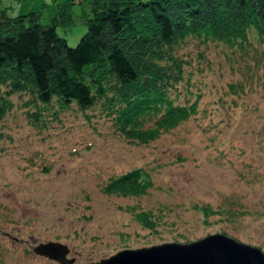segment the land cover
<instances>
[{
  "label": "rangeland",
  "instance_id": "1",
  "mask_svg": "<svg viewBox=\"0 0 264 264\" xmlns=\"http://www.w3.org/2000/svg\"><path fill=\"white\" fill-rule=\"evenodd\" d=\"M1 1L54 9V0ZM85 30L76 20L68 41ZM220 50H202V63L194 53L197 68L180 100L199 98L197 111L148 142L128 138L102 105L57 107L33 125L25 112L29 96L14 94L0 140V264H60L34 250L52 239L67 242L69 255L83 263L214 233L264 250V65ZM232 83L243 88L234 92ZM136 167L145 168L140 178L153 180L150 190H104ZM130 205L153 211L158 223L144 226Z\"/></svg>",
  "mask_w": 264,
  "mask_h": 264
},
{
  "label": "trees",
  "instance_id": "2",
  "mask_svg": "<svg viewBox=\"0 0 264 264\" xmlns=\"http://www.w3.org/2000/svg\"><path fill=\"white\" fill-rule=\"evenodd\" d=\"M22 2L0 0V140L18 93L29 96L33 125L57 107L102 105L128 138L148 142L197 111L199 98L180 100L194 53L202 63V50L220 46L230 59L264 65L251 54L264 53V0H87L88 8L86 0H54L52 10ZM76 20L86 30L73 44L66 33ZM144 170L117 175L104 190L145 193L153 180L139 177ZM128 209L144 226L158 223L151 210Z\"/></svg>",
  "mask_w": 264,
  "mask_h": 264
},
{
  "label": "water",
  "instance_id": "3",
  "mask_svg": "<svg viewBox=\"0 0 264 264\" xmlns=\"http://www.w3.org/2000/svg\"><path fill=\"white\" fill-rule=\"evenodd\" d=\"M39 245V246H38ZM34 247L61 264H264V250L226 233H214L193 242H166L125 248L97 262H78L70 246L49 240Z\"/></svg>",
  "mask_w": 264,
  "mask_h": 264
}]
</instances>
